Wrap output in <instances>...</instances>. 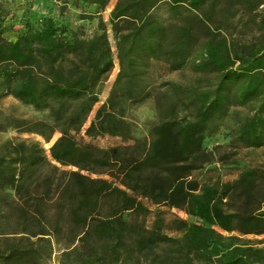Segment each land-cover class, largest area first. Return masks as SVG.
<instances>
[{
    "label": "trees",
    "instance_id": "16d2710c",
    "mask_svg": "<svg viewBox=\"0 0 264 264\" xmlns=\"http://www.w3.org/2000/svg\"><path fill=\"white\" fill-rule=\"evenodd\" d=\"M109 1L71 3L92 6L80 18L93 19ZM24 3L23 28L9 39L0 0V100L12 96L46 111L45 119L15 127L51 143L48 150L33 138L0 145V264H41L56 243L59 264H264V238H257L264 234V164L222 180L208 174L227 156L205 146L215 118L254 103L233 141L264 147V0H116L108 17L115 53L101 19L99 32L86 36L51 16L30 21L31 0ZM161 4L170 19L157 16ZM238 12L239 28L232 22ZM115 60L112 87L88 121ZM152 61L169 71L189 63L213 77L204 88L195 78L165 104L147 78ZM153 96L158 120L134 137L126 108ZM178 106L187 114L179 116ZM81 132L122 143L79 142ZM159 207L187 218L152 227L136 218Z\"/></svg>",
    "mask_w": 264,
    "mask_h": 264
},
{
    "label": "rangeland",
    "instance_id": "374dc122",
    "mask_svg": "<svg viewBox=\"0 0 264 264\" xmlns=\"http://www.w3.org/2000/svg\"><path fill=\"white\" fill-rule=\"evenodd\" d=\"M73 1L74 0H69L70 3ZM115 1L116 0H110L107 6L101 11L100 17H98L99 15H97L93 19L80 18V15L84 12L94 13V11L92 10V6H87L86 9L82 8V10H80L79 7H74L71 3V8L73 10H71V12H68V17L66 19L67 23L74 28L81 29L86 36H91L94 33L99 32L97 25L99 19H101L107 26L109 41L111 43L113 53H115L114 40L110 31V24L108 20L109 12L112 9ZM29 6L31 8V4ZM260 9L264 10V4L260 6ZM25 10L26 5L24 4L21 16H18V19L20 18L18 22L15 21V18H13V16L11 18L14 19V21H11V18L9 20H6L4 25L6 26L7 38H13L15 36V32H19L20 29L22 30V20L24 19ZM26 11L28 12V10ZM156 14L160 19L164 20H168L173 16L169 7L165 4H161L158 7V9L156 10ZM241 18V12H238L236 17L232 19L233 24L235 23L237 28L240 27ZM257 34L258 33L256 32L255 36H257ZM117 72L118 65L117 61L115 60V64L112 70L99 86V101L93 106L88 121L91 119L98 106L106 100ZM212 77L213 76L210 74H200L193 72L190 68L189 63H187L177 71H169L164 63L160 61H152L147 72L149 84H151V86L153 87L160 86L159 88H157V92H159V94H161L162 92L166 94V98L163 101L165 104L173 101L176 102V98L178 95L182 97V90L190 89L189 87L191 84H193L195 78L202 79V83L200 86H203L204 88L206 86V81ZM164 82H168L169 84L162 85ZM170 84H174V86L177 87V90L172 89ZM156 103V98L153 96L146 99L142 103L129 105L126 108V116L133 124L132 135L134 137L141 138L145 136L148 133L149 127L157 122L159 112ZM252 104L254 103L243 106H229L224 115L215 118L211 123V127L213 130L211 134L207 135V137L205 138V146L207 148L217 146L214 151L215 154L217 156L223 154L227 157L223 165H218L216 163V166L218 167L217 170L209 173L208 175H212L213 177L220 176L222 180H232L237 176L238 172L241 169L247 166H258L264 164V147L244 148L242 146H236L233 141L236 136V130L239 124L246 117H249L252 114ZM177 112L178 115L181 116L183 114H187L188 109H185L183 106H178ZM46 114V111L35 110L31 106L22 104L19 100L15 99L12 96L1 99L0 122H2L4 128L0 130V145L4 141L9 139L18 140L23 138H33L38 140L42 144V146L46 150H48L51 142H49V146H47V143L44 142V140L40 136L22 131V127H15V122H17V120L35 121L39 119H45ZM87 124L88 122L86 123V125ZM57 136L58 133H55L51 141H53ZM76 139L79 142H91L104 148L122 143L121 139L118 137L107 135L104 137L89 138L85 136L83 132L77 134ZM145 204L150 210L154 209V206L152 204L147 203L146 201ZM159 210H161L159 213L150 212L146 216L141 215L137 216L136 218L140 221L145 222L148 227H152L157 220L163 221V224H167L175 216L187 218L182 211H178L174 208L159 207ZM126 217L129 220L133 219V215H131L130 213L126 214ZM163 230H165L170 235H178V233L175 231H168L164 228ZM257 238H264V234L258 236ZM61 250L62 245L60 243L54 244V248L50 258L46 261H43L41 264H59Z\"/></svg>",
    "mask_w": 264,
    "mask_h": 264
},
{
    "label": "crops",
    "instance_id": "0c3cea01",
    "mask_svg": "<svg viewBox=\"0 0 264 264\" xmlns=\"http://www.w3.org/2000/svg\"><path fill=\"white\" fill-rule=\"evenodd\" d=\"M6 8L9 10V15L6 20L12 16L18 22V16H21L24 8V1L22 0H1ZM66 6V7H64ZM67 10V11H66ZM73 10L69 0H31L30 21L40 20L41 17L51 16L60 23H66L68 12ZM101 13V12H100ZM17 15V17H16ZM14 19L11 18V21ZM21 26V25H20ZM21 30V29H20Z\"/></svg>",
    "mask_w": 264,
    "mask_h": 264
}]
</instances>
